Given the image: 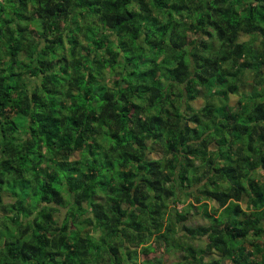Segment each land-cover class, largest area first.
<instances>
[{
	"label": "trees",
	"instance_id": "trees-1",
	"mask_svg": "<svg viewBox=\"0 0 264 264\" xmlns=\"http://www.w3.org/2000/svg\"><path fill=\"white\" fill-rule=\"evenodd\" d=\"M2 191L0 264H264V0H0Z\"/></svg>",
	"mask_w": 264,
	"mask_h": 264
},
{
	"label": "rangeland",
	"instance_id": "rangeland-1",
	"mask_svg": "<svg viewBox=\"0 0 264 264\" xmlns=\"http://www.w3.org/2000/svg\"><path fill=\"white\" fill-rule=\"evenodd\" d=\"M70 25L73 26V24H70ZM102 31H104L105 33L107 32V30H103V29H102ZM240 37H241V39L245 38V36H243V35H241ZM202 38L207 39V36L203 35ZM81 41H83V39H81ZM137 42L140 43L141 40L138 39ZM101 73H102V79L101 80L106 85H110L111 78H112L111 72L108 71V69L105 67L102 69ZM250 82H251L250 81V73H248L246 71L245 81L243 82V84L238 86L237 92L228 94V100H227L228 105L233 106L235 104V101H236L237 97H239V94L242 92H246L248 90L249 85L252 84ZM204 92H205V90L202 87H199V92H198L197 96L189 102L190 107L192 109H197L204 102V96H203ZM146 143L148 144L147 141H146ZM149 145H150V151L147 153V157H149V158L159 157L161 155L160 146L157 144H153V143H149ZM0 195H1L2 202H9L12 200V197L10 196V194L7 191L0 192ZM97 199H98V197H97ZM190 201L193 202L192 195H187V196H185L184 201L176 203V208L180 209L181 206H183L184 204H186L187 202H190ZM205 202H206L205 203L206 209L208 211H210L211 208L213 206H215V203L211 200H206ZM194 204L196 205L197 203H194ZM195 205H193L192 208L190 209L192 214H190L188 216V218L184 221V224L187 226H196L199 224L207 223V219L205 217H203L201 214H199L198 211H196ZM2 213H3V211H2V209H0V214H2ZM57 217H58V213L54 214L53 218L56 219ZM172 220H173V218H172ZM262 240H264V239H262ZM190 241L194 246H203V240L202 239H194V240H190ZM128 247H130V249L135 248L133 246H130L129 244H128ZM154 254L160 255L162 258V262L164 264H169L173 258L179 257L181 255V252H179V251L164 252V251H161L159 248H156L155 252L148 253L147 257L150 258ZM203 255H204V259H206V260L218 256V254L214 251H205ZM142 257H143V255L138 254L136 256V260L137 261L141 260Z\"/></svg>",
	"mask_w": 264,
	"mask_h": 264
}]
</instances>
